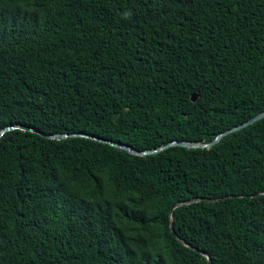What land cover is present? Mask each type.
I'll list each match as a JSON object with an SVG mask.
<instances>
[{
    "label": "trees",
    "instance_id": "obj_1",
    "mask_svg": "<svg viewBox=\"0 0 264 264\" xmlns=\"http://www.w3.org/2000/svg\"><path fill=\"white\" fill-rule=\"evenodd\" d=\"M263 111L264 0H0V264H264V119L99 140Z\"/></svg>",
    "mask_w": 264,
    "mask_h": 264
},
{
    "label": "water",
    "instance_id": "obj_2",
    "mask_svg": "<svg viewBox=\"0 0 264 264\" xmlns=\"http://www.w3.org/2000/svg\"><path fill=\"white\" fill-rule=\"evenodd\" d=\"M262 119H264V111L259 113V114H257V115H255L254 117L248 119L244 123H242L240 125H237V126H235L233 128H230V129L226 130L225 132L220 133L212 142H209V143L186 142V141H181L180 142V141L175 140V141H172V142H170V143H168V144H166L164 146H160V147L155 148V149H149V150L140 151V150H136L133 147L128 146V145H124V144H120V143H116V142H112V141H108V140H104V139H99V140L102 141V142L109 143L112 146H115V147H118V148H122V149H126L129 152H131L133 154H136V155H139V156H148V155L157 154V153L162 152V151H164L166 149H169V148H171L173 146H181V147H186V148H190V149L210 148V147L214 146L215 144H217L219 142V140L222 139L224 136H227V135H229L231 133L240 131V130L246 128L247 126L252 125L255 122H258V121H260ZM16 129L38 132L39 134H41V135H43V136H45L47 138H51V139H61V138L69 137V136H82V137H90V138L98 139L96 137L88 136V135L80 134V133H74V134H45V133H42V132H40V131H38L36 129L29 128V127H24V126H21V125H12V126H7V127L3 128V129H1L0 130V138L6 132H9V131H12V130H16ZM218 200L219 199H208L206 201L207 202H216ZM197 201L198 200H196V199H191V200L186 201V202H179V203H177V204H175L173 206V208L171 210V213L178 206L195 203ZM170 229L176 235L174 224L172 222V216H171Z\"/></svg>",
    "mask_w": 264,
    "mask_h": 264
}]
</instances>
